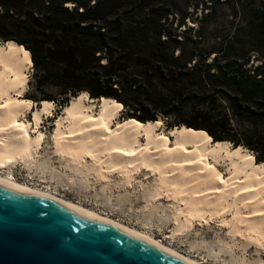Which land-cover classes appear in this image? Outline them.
Segmentation results:
<instances>
[{"label": "trees", "instance_id": "1", "mask_svg": "<svg viewBox=\"0 0 264 264\" xmlns=\"http://www.w3.org/2000/svg\"><path fill=\"white\" fill-rule=\"evenodd\" d=\"M1 39L61 105L114 98L129 118L160 115L264 165V0H0Z\"/></svg>", "mask_w": 264, "mask_h": 264}, {"label": "bare ground", "instance_id": "2", "mask_svg": "<svg viewBox=\"0 0 264 264\" xmlns=\"http://www.w3.org/2000/svg\"><path fill=\"white\" fill-rule=\"evenodd\" d=\"M32 68L27 51L0 42V179L72 204L195 264H205L200 258L165 243L152 231L15 175L13 167L19 165L28 169L36 167L35 172L42 173L41 178H47L52 168L48 160H38L37 156L44 140L40 125L56 109V104L51 100L37 103L25 98ZM122 110L123 106L114 98L94 99L86 92L63 105L52 136L54 151L67 159L65 167L86 183L93 174L96 178L108 179L110 173L116 171L123 174L124 184L132 182L135 171L149 169L157 178L156 186L150 187L146 196L147 201L153 202L165 189L167 196L185 204V208L180 206L181 210L173 215L176 231L191 228L197 218L208 214L221 216L225 221V214L233 212V220L228 221L237 225V229L230 231L233 234L241 231L243 224L248 230L246 234L250 232L252 240L260 243L264 238V165L254 166L252 151L234 150L231 146L211 142L204 133L185 125L166 129L160 117L145 123L129 117L121 119ZM29 113H32V126L25 119ZM87 155L93 158V163L86 160ZM218 165L224 166L225 172L218 169ZM55 173L51 172V179H58ZM67 178L73 180L76 176L71 174Z\"/></svg>", "mask_w": 264, "mask_h": 264}, {"label": "rangeland", "instance_id": "3", "mask_svg": "<svg viewBox=\"0 0 264 264\" xmlns=\"http://www.w3.org/2000/svg\"><path fill=\"white\" fill-rule=\"evenodd\" d=\"M181 1L184 3L186 0ZM198 11L197 14L193 12V18H189L187 21L188 25H195V28L198 27L202 8ZM1 41L5 40L1 39ZM28 86V91L25 94L26 99L40 103L49 98L56 104V109L40 125V129L44 132V140L37 156L38 160H48L52 164V168L47 178H41L42 173L35 172L36 167L28 169L23 165L15 166L13 171L15 170L14 173L18 178L41 187L48 186L51 190L64 194L71 199L82 201L132 225L152 231L151 233L156 237L164 239L165 243L200 258L205 264H264V238L260 240L261 244L256 242V239L253 241L251 235H249L250 232L246 234L248 230L242 226L243 224L241 225V231L243 232L239 231L233 234L231 229H234V227L237 229V225H233L228 221L233 220V212L225 214L226 220H224L227 222L223 221L221 216L208 214L205 218H197L192 227L186 229L187 231H176V220L173 215L181 210L180 206L185 208V204L173 200L171 196H167L169 193L165 189L161 196L153 199V202L147 201L146 196L150 192V187L152 189L156 186L155 180L157 178L156 174L149 169L142 168L135 171L130 184H124L123 174L116 171L110 173L111 178L108 179L96 178V174H93L87 183L82 181L78 174L65 167L66 157H62L61 154L54 151L55 145L52 134L57 117L59 113H62L63 107L60 103V88L53 85L39 87L34 67L29 72ZM159 117L163 119V126L170 129L167 119L160 115ZM125 118L128 117L123 108L121 119ZM25 119L32 126V113L27 114ZM86 160L90 163L94 162L90 155L86 156ZM217 167L224 170V166L218 165ZM51 172H56L58 179H51ZM71 174L75 175L76 179H68L67 175ZM183 215L181 216L184 217ZM243 215L246 216L245 213ZM176 232L178 233L176 234ZM247 238L250 243L246 242L248 241Z\"/></svg>", "mask_w": 264, "mask_h": 264}, {"label": "water", "instance_id": "4", "mask_svg": "<svg viewBox=\"0 0 264 264\" xmlns=\"http://www.w3.org/2000/svg\"><path fill=\"white\" fill-rule=\"evenodd\" d=\"M0 264H195L72 204L0 179Z\"/></svg>", "mask_w": 264, "mask_h": 264}]
</instances>
